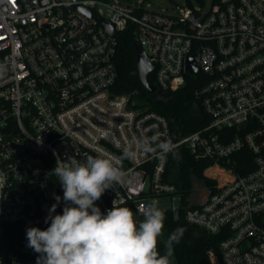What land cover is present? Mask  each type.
<instances>
[{
	"label": "built area",
	"instance_id": "built-area-1",
	"mask_svg": "<svg viewBox=\"0 0 264 264\" xmlns=\"http://www.w3.org/2000/svg\"><path fill=\"white\" fill-rule=\"evenodd\" d=\"M130 24L155 64L157 88L194 81L208 117L200 128L176 138L164 114L115 90L117 33ZM0 69V219L8 225L0 264H37L26 230H46L51 206L52 215L65 206L53 169L89 155L124 173L96 201L102 213L114 201L143 216L169 196L166 210L183 207L189 222L223 237L211 264H264V0H214L208 10L186 3L174 15L141 0H0ZM152 136L209 163L198 177L211 190L202 205L190 206L195 189L175 174L171 153L161 160L139 148ZM125 149L135 158H122Z\"/></svg>",
	"mask_w": 264,
	"mask_h": 264
},
{
	"label": "clouds",
	"instance_id": "clouds-1",
	"mask_svg": "<svg viewBox=\"0 0 264 264\" xmlns=\"http://www.w3.org/2000/svg\"><path fill=\"white\" fill-rule=\"evenodd\" d=\"M3 70L0 69V75ZM139 148L166 160L168 154L179 159L175 145L158 136L142 137ZM136 152L125 149L122 158L134 159ZM63 187L62 214L49 209L46 230L29 227L27 247L40 254L37 264H173V246L183 237L178 228L164 242V254L158 251V238L165 227V212L157 201L143 209V219L134 217L128 207L117 206L102 213L96 205L102 194L123 183V171L108 158L89 155L85 161L71 158L57 161L52 173ZM3 184H0V188ZM57 203L61 197H55ZM74 205V206H73Z\"/></svg>",
	"mask_w": 264,
	"mask_h": 264
},
{
	"label": "trees",
	"instance_id": "trees-1",
	"mask_svg": "<svg viewBox=\"0 0 264 264\" xmlns=\"http://www.w3.org/2000/svg\"><path fill=\"white\" fill-rule=\"evenodd\" d=\"M203 3L205 0H196ZM188 4L194 6L193 0H187ZM118 48L115 62L118 68V78L115 90L119 93H127L132 98L141 101L150 109L164 114L170 123L171 131L176 138H180L187 133L200 128L208 121V117L202 110L200 103L194 96L196 84L189 81L179 90L172 91L168 97L161 100H154L152 92L143 84L136 62V27L130 24L124 31L117 33ZM149 82L157 85L155 72L148 76ZM198 109L200 111H198ZM241 154H248L242 151ZM237 157V155H236ZM252 159V154L249 153ZM241 160V157L238 156ZM209 163L197 161L193 155L186 152L179 155L175 162V174L183 181L185 187L192 188L193 177H204V169ZM236 171L243 173L241 168L236 167ZM208 185L214 184V179H206ZM165 212V227L163 237L158 238V251L164 254V242L168 235L178 228L184 229L182 239L173 246L171 260L173 264H211V251L219 252V245L222 236L208 233L203 227L189 222L185 217L183 207L168 209ZM7 226L0 219V231L7 232Z\"/></svg>",
	"mask_w": 264,
	"mask_h": 264
},
{
	"label": "water",
	"instance_id": "water-1",
	"mask_svg": "<svg viewBox=\"0 0 264 264\" xmlns=\"http://www.w3.org/2000/svg\"><path fill=\"white\" fill-rule=\"evenodd\" d=\"M135 4H138V0H135ZM79 9L87 11L88 14L91 15L90 9H85L80 5L77 6ZM103 26L111 33L115 32V25L109 22L106 19L102 20ZM136 47V62L140 74V78L144 85L152 92V98L154 100H161L165 97H168L171 92L170 91H162L161 89L157 88L155 84L149 82L148 76L153 70L155 69V64L151 61L150 55L148 51H146L145 47L137 40L135 42ZM188 65L194 71H197V67L193 65V56H189L188 58ZM195 179L194 182V191L189 196L188 200L190 206L202 205L207 199L210 194L208 187L205 184L204 180H199L197 175L193 177ZM174 206L177 207V202L174 203Z\"/></svg>",
	"mask_w": 264,
	"mask_h": 264
},
{
	"label": "rangeland",
	"instance_id": "rangeland-1",
	"mask_svg": "<svg viewBox=\"0 0 264 264\" xmlns=\"http://www.w3.org/2000/svg\"><path fill=\"white\" fill-rule=\"evenodd\" d=\"M121 1H130V0H121ZM141 1H142V6L146 9H150V11L155 10L171 15L181 12V8H183L186 3L188 4L187 0H141ZM193 2L203 4L197 2L196 0H193ZM213 2L214 0H205L203 4L205 10H208ZM172 204H173L172 197L165 196L161 200L160 208L162 210H166L167 208L171 207Z\"/></svg>",
	"mask_w": 264,
	"mask_h": 264
},
{
	"label": "flooded vegetation",
	"instance_id": "flooded-vegetation-1",
	"mask_svg": "<svg viewBox=\"0 0 264 264\" xmlns=\"http://www.w3.org/2000/svg\"><path fill=\"white\" fill-rule=\"evenodd\" d=\"M194 182H195V181L192 182V188H193V189H194ZM134 217H135L136 219H138V220L143 219V216H141V215H137V214H135Z\"/></svg>",
	"mask_w": 264,
	"mask_h": 264
}]
</instances>
